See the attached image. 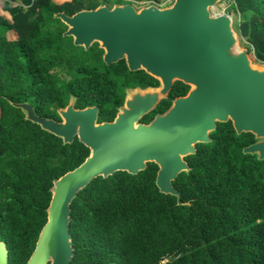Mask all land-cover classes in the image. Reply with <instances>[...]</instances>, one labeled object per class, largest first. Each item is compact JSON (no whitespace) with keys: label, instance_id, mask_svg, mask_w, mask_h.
Returning <instances> with one entry per match:
<instances>
[{"label":"trees","instance_id":"1","mask_svg":"<svg viewBox=\"0 0 264 264\" xmlns=\"http://www.w3.org/2000/svg\"><path fill=\"white\" fill-rule=\"evenodd\" d=\"M101 4L4 0L11 19L0 14V240L9 264H26L33 253L54 179L90 154L78 137L65 143L12 102H29L37 114L61 121L59 109L74 98L76 108L97 105L99 122L112 121L128 88L160 85L125 59L105 63L99 42L75 45L54 16ZM232 8L253 61L264 62V0H233ZM189 89L177 80L141 120L150 122ZM210 135L185 157L190 170L173 181L181 203L157 187L155 162L136 174L96 177L80 190L71 203V264H264V159L243 150L255 135L238 134L231 120Z\"/></svg>","mask_w":264,"mask_h":264},{"label":"water","instance_id":"2","mask_svg":"<svg viewBox=\"0 0 264 264\" xmlns=\"http://www.w3.org/2000/svg\"><path fill=\"white\" fill-rule=\"evenodd\" d=\"M220 1L175 0L167 7L150 3L141 8L116 2L54 14L68 26L64 35L72 36L75 45L88 49L99 42L105 63L125 59L130 70L143 69L160 85L128 88L112 121L99 122L97 105L76 108L74 98L59 109L61 121L37 114L29 102H12L65 143L78 137L90 148L78 167L54 179L47 222L26 264H49L51 259V264H71V203L96 177L117 171L136 174L155 162L157 187L181 203L173 181L190 170L185 157L197 152L198 143L212 140L218 122L231 120L238 134L253 133L256 141L243 150L264 159V67L254 65L248 48H240L234 10L212 13ZM177 80L190 85L188 93L143 122ZM0 264H9L3 240Z\"/></svg>","mask_w":264,"mask_h":264},{"label":"rangeland","instance_id":"3","mask_svg":"<svg viewBox=\"0 0 264 264\" xmlns=\"http://www.w3.org/2000/svg\"><path fill=\"white\" fill-rule=\"evenodd\" d=\"M175 0H159V5L162 6V7H167V6H171L173 3H174ZM128 2V1H127ZM132 4H134L137 8H141L142 5L146 6V5H149V3H138V2H134V1H131ZM118 3H124L123 1H120ZM232 3H233V0H221L220 2H218L215 6H213L211 8V11L214 15H219V14H223V13H226L229 9H233L232 8ZM110 6L112 4H109ZM233 21H234V28L236 29V24L238 22V15L235 13L234 11V16H233ZM239 34V33H238ZM238 43L240 45V48L241 49H244V48H247V41L245 39V37L241 36L240 34L238 35ZM251 57V55H250ZM251 59L253 60V58L251 57ZM254 65H258L260 67H264V62H254Z\"/></svg>","mask_w":264,"mask_h":264},{"label":"crops","instance_id":"4","mask_svg":"<svg viewBox=\"0 0 264 264\" xmlns=\"http://www.w3.org/2000/svg\"><path fill=\"white\" fill-rule=\"evenodd\" d=\"M57 3H59V4H63V3H65V2H68V1H71V0H55ZM89 2H91V3H95V2H97V0H89ZM134 2H138V3H146V1H134ZM3 3H4V0H0V14H2V15H4L6 18H8V19H11V15L7 12V11H5L4 10V8H3ZM147 3H156V4H159V2L157 3V2H147ZM142 6H144V5H142ZM10 35L12 36V38H14L15 37V34H14V32H11L10 33Z\"/></svg>","mask_w":264,"mask_h":264},{"label":"built area","instance_id":"5","mask_svg":"<svg viewBox=\"0 0 264 264\" xmlns=\"http://www.w3.org/2000/svg\"><path fill=\"white\" fill-rule=\"evenodd\" d=\"M103 4H114L116 3V0H100ZM125 2L129 1V0H123Z\"/></svg>","mask_w":264,"mask_h":264},{"label":"bare ground","instance_id":"6","mask_svg":"<svg viewBox=\"0 0 264 264\" xmlns=\"http://www.w3.org/2000/svg\"><path fill=\"white\" fill-rule=\"evenodd\" d=\"M260 67V66H259ZM51 262H52V259L49 261V264H51Z\"/></svg>","mask_w":264,"mask_h":264}]
</instances>
